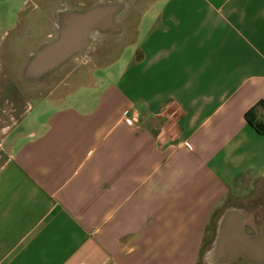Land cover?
Returning a JSON list of instances; mask_svg holds the SVG:
<instances>
[{"label": "crops", "instance_id": "1", "mask_svg": "<svg viewBox=\"0 0 264 264\" xmlns=\"http://www.w3.org/2000/svg\"><path fill=\"white\" fill-rule=\"evenodd\" d=\"M139 4L104 74L28 99L0 156V264H198L214 213L264 195L246 119L264 101V0Z\"/></svg>", "mask_w": 264, "mask_h": 264}, {"label": "water", "instance_id": "2", "mask_svg": "<svg viewBox=\"0 0 264 264\" xmlns=\"http://www.w3.org/2000/svg\"><path fill=\"white\" fill-rule=\"evenodd\" d=\"M141 0H44L29 13L17 40L11 86L21 94L50 90L63 79L84 80L133 41ZM206 264H264V196L228 204L205 251Z\"/></svg>", "mask_w": 264, "mask_h": 264}, {"label": "rangeland", "instance_id": "3", "mask_svg": "<svg viewBox=\"0 0 264 264\" xmlns=\"http://www.w3.org/2000/svg\"><path fill=\"white\" fill-rule=\"evenodd\" d=\"M37 1L38 0H0V154H2L3 157L5 155L4 149L8 150L6 143L10 142L11 134L13 133L12 129L18 127L24 119L28 108V99L32 97L30 103L32 106H35L38 103L37 97H39L40 94L53 90H42L22 95L12 88L9 79V76L12 74V57L13 49H15V41L19 39L18 37L24 30V27H22V25H24L23 23L28 22L29 15H27L26 12L29 10L33 12V3L38 5L39 3ZM91 1L92 0H76V4L79 6H86ZM130 47L127 46L123 53L130 51ZM107 67H109V65L99 66L93 70V73L95 75H102L106 72V69H108ZM12 93H14L13 96ZM35 96L37 97L35 98ZM13 97L15 98L14 107L12 106ZM260 198H262V196L257 199ZM198 264H206L204 258H201ZM235 264L246 263L241 260Z\"/></svg>", "mask_w": 264, "mask_h": 264}, {"label": "trees", "instance_id": "4", "mask_svg": "<svg viewBox=\"0 0 264 264\" xmlns=\"http://www.w3.org/2000/svg\"><path fill=\"white\" fill-rule=\"evenodd\" d=\"M257 106H264V101H260V102H258L256 106H254L253 108H251L250 110H248V111L246 112V119H247V121H248L252 126H254V128H255L258 132H260V133H264V121H258V120L256 119V108H257ZM260 196H263V195H257V196H255V197H253L252 199H250L249 201L255 200V199L259 198ZM249 201H248V202H249ZM231 203H237V202L230 201L228 204H231ZM239 203H241V202H239ZM246 203H247V202H246ZM220 214H221V212H216V213H214V215H213L212 225H213V229H214V231H215V229H216V222H217V219H218V217H219ZM212 240H213V237H211V239H209V240L205 243V245H204V247H203V249H202L201 258H203V255H204L205 251L207 250V248L209 247V245L211 244ZM201 258H200V259H201Z\"/></svg>", "mask_w": 264, "mask_h": 264}, {"label": "flooded vegetation", "instance_id": "5", "mask_svg": "<svg viewBox=\"0 0 264 264\" xmlns=\"http://www.w3.org/2000/svg\"><path fill=\"white\" fill-rule=\"evenodd\" d=\"M37 2H38L39 4L37 5L36 3H33V8H36V7L40 6V5L44 2V0H42V1H41V0L39 1V0H38ZM29 12H30V10H29L28 12H26V14L29 15ZM24 15H25V14H24ZM28 18H29V17H28ZM23 19H24V17H23ZM23 24H24V25H22V27H25V25L27 24V22H25V23H23ZM20 36H21V34H20ZM20 36H19L18 38H20ZM17 40H18V39H16V41H15V49H13V57H12V58H13V60H12L13 62H14V60H15V56H16V52H15V51H16V44H17L16 42H17ZM11 72H12V69H11ZM9 79H10V81H11V79H12V74L9 76ZM13 95H14V93H12V96H13ZM22 95H24V94H22ZM26 95H27V94H26ZM12 99H13L12 106L14 107V106H15V98L13 97ZM14 129H15V128H14ZM12 130H13V129H12ZM1 153H2V152H1ZM0 156H2V154H0ZM263 196H264V195H263Z\"/></svg>", "mask_w": 264, "mask_h": 264}]
</instances>
